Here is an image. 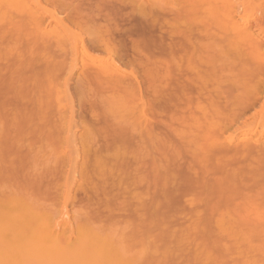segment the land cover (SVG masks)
Listing matches in <instances>:
<instances>
[{
	"label": "bare ground",
	"instance_id": "6f19581e",
	"mask_svg": "<svg viewBox=\"0 0 264 264\" xmlns=\"http://www.w3.org/2000/svg\"><path fill=\"white\" fill-rule=\"evenodd\" d=\"M111 7H118L119 13L122 12L120 10H129L132 22L142 28L148 27L146 32H141L140 40H133L132 37V42L139 40L135 48L132 46L139 56L138 65H134L139 67V73H127L129 71L126 72L119 65L121 61H117L120 67L114 61L116 56L120 58V51L118 55L115 53L120 46L111 43L118 38H113L114 31L111 34V30L117 29L119 32L120 29L115 27L130 14L129 11H126V15L123 12V17L121 13V16L116 15L115 10L116 13H113L116 16L112 17L110 11L113 9L109 11ZM53 24L60 29H54L56 33L51 30V34L49 29ZM71 24L85 31L87 27L91 28L89 31L99 27L98 32L101 29L102 34L97 32L100 35L96 40L97 36L93 35L96 31H92L91 37L95 38L91 40L92 43H95L94 40L97 41L96 45L98 42L100 45L104 43L111 52L104 50L108 56L115 53L112 55L114 59L110 56L113 59L110 66L108 58L107 66L98 63L102 66L96 67V70L84 68L81 76L84 82L79 84L83 86L87 83L100 88L101 91L93 93V99L107 94L108 101L114 100V105L120 103L129 106L137 101L136 107L133 106L135 102L131 105L134 111H129L135 116L132 117L134 121L132 123L130 120L128 124L124 121L128 114L126 106L127 114L119 110L122 105L116 107L118 112L112 111L113 102L110 101L112 106L106 104L111 107L108 114V110L103 113L105 108L101 110L103 107L99 100L87 102L89 105L98 102L97 110L90 108L94 118L90 121H95V127L91 122L85 124L89 127H82L85 129L79 134L80 143L76 141L77 138L74 139L76 128L73 130V127H77V124L73 123L77 120H74L72 109L68 110L71 107H67L66 111L62 109L65 108V101L66 106L74 101L72 95L75 94L70 95L68 83L65 86L62 84L66 90L58 84L64 75H70L67 78L69 82L71 76L75 75L77 52L84 57L89 54V49L87 51L84 47L80 46L79 49V45L76 46L78 41H82L80 31L78 35L68 32ZM156 29L162 34L159 38L161 42H157V47L156 39L152 40L155 41L154 47L150 41L149 48L145 38ZM125 30L128 32L129 29ZM119 33L123 34V31ZM8 39L11 43L15 40V44L5 45ZM69 43H76L72 47L76 55L70 53L73 51L68 47ZM96 45L93 47L96 48ZM104 45L98 47L103 49ZM67 48L70 52L65 51ZM54 50L60 51L55 52L59 56L60 53L68 55L69 52L70 57L64 56V61L62 54L57 60L58 55L53 54ZM68 58L70 63L67 62ZM41 71L46 72H43V75L47 74L46 77L42 75L46 80L42 77L41 81L40 78L38 80L39 75L36 77L38 81L33 82L32 78L39 72L42 74ZM55 78H59L58 83ZM88 87L83 88L86 90ZM76 93L78 95L79 90ZM109 94L113 95L112 98ZM0 99L3 108L0 114V216H6L9 221L8 218L16 220L14 224L19 220L22 222L15 229L8 228L6 223L2 227L5 229L7 226L8 230L5 231L13 232L15 244H21L17 246L28 247L27 254L35 257L32 259L37 264H139L136 260L135 263L134 260L128 262V259H124L126 256L116 249L114 254L109 253L108 248L113 249L127 241L143 251L149 246V261H145L148 264H164L172 252L176 257L173 259L170 256L174 264H264V0H0ZM116 101H124L125 104ZM53 103L58 104L57 110ZM62 103L64 106L61 107ZM159 105L164 111L167 110L165 107L172 109L171 120L167 116L170 110L169 113L166 111L165 117L170 120L168 123L164 122L167 119L161 118L162 110H159V115ZM82 118L86 120L85 116ZM161 123H165L167 128ZM159 126L170 135H164ZM45 138L47 141L41 140ZM92 142L94 148L90 145ZM79 144L81 148H78ZM70 152L77 155L73 156V160L69 159L72 155ZM48 155L49 158L58 155L63 159L54 157L58 163L47 166L46 159L49 158L46 157L44 163L40 162L46 167L36 163ZM81 157L84 160L82 166L77 163ZM89 162L95 163L94 169ZM33 163L40 167L32 168V171L27 169H31L29 164ZM65 165L72 168L73 175L77 174V166H81L78 174L81 173L80 177L85 182L80 180L83 184L89 183V186L84 188L80 184L78 189L84 192L87 201L95 203L98 200L93 209L98 216L103 211V220L104 214L114 217L146 216L147 219H142L145 223H138L142 228L151 217L150 224L147 222L145 227H152L154 231L143 227L149 231L145 232L134 224L131 229L135 231L130 230L133 232L130 234L124 228L125 234L130 235L121 234L117 237L121 242L116 238L114 242L119 244L114 245L112 238L96 237L98 234L91 229H80L78 236L81 247L73 250L71 239L60 229V219L62 221L63 216L68 215L64 210H67L69 202L74 201L71 187H74L73 181L76 179L70 171L67 172L74 180L69 179L65 170V175H61ZM58 174L62 176L61 181L69 179L70 182H67L70 185L66 182L62 184L65 179L61 182ZM55 178H59L61 183H56ZM53 199L63 201L61 203L64 205L61 216L51 217V220L48 218L49 202ZM113 203H116L115 207ZM179 203H184V206L178 214L173 209L174 204ZM177 207L178 210L181 208ZM174 215H180L182 219V216H189L185 230L181 228V232L173 233L174 229H168L170 235L177 237L169 239L177 240L178 248H186L183 249L187 253L185 258V252L180 253L179 249L177 252L176 248H173L176 254L165 247L163 250H166L160 253L161 241L171 243L172 246L168 248H172L176 242L168 238L160 240L162 237L155 239L157 234L158 237L164 234L158 233V229L163 232L162 229L169 224L163 216ZM153 216H156V221L157 216H162L163 221L162 218L159 220L162 224L167 222V226L156 222L161 229L156 224L155 229ZM135 217L133 221L136 222ZM179 218L174 219L180 222ZM170 219V222H174L173 218ZM130 225L126 228L129 229ZM168 227L172 229V225ZM214 229L218 239L216 242L212 239L213 243H210L206 238L215 233ZM149 239H152V244L148 242ZM158 240L160 245L157 244ZM99 244L103 248L98 247ZM158 246L161 247L158 249ZM181 254L184 258L182 263V259H179Z\"/></svg>",
	"mask_w": 264,
	"mask_h": 264
},
{
	"label": "rangeland",
	"instance_id": "374dc122",
	"mask_svg": "<svg viewBox=\"0 0 264 264\" xmlns=\"http://www.w3.org/2000/svg\"><path fill=\"white\" fill-rule=\"evenodd\" d=\"M43 5L47 6V3L45 4V3L43 2ZM49 7H51V6H49ZM113 7H114V6H113ZM52 8H53V6H52ZM115 8H116V7H115ZM115 8L113 9V8L111 7V9H109V11L113 9L112 11H110L112 17L115 15L116 12H117L116 15H118V14H120V13H121L122 15H124V14L126 15L127 12L129 11V10H126V9H125L127 12H126V11H123V10H120V11H122V12L119 13V8H118V7H117V9H115ZM115 10H116V12H115ZM117 10H118V11H117ZM113 11H114L115 13H113ZM123 12H124V14H123ZM128 13L130 14V16H129V15H126L127 17H125V15H124L123 17H125L126 20L124 19V21L122 22V24H121V21H120V22H119L120 24H118L116 27L114 26L115 28L118 27V28L120 29L119 32L123 31V34H122V33H119V32L117 31V29H113V27H112L113 25L110 26V28L113 29V30L110 29V30H111V34H112V31H114L113 34H112V35H113V38H114V36H115V37H118V38L116 39V41H113V40H114V39H113V40L111 41V43H114L113 45H116V47H117V46H120V47H118V48H116V49H120V48H121V49L118 50V51L115 49V53H117V52L120 51V58H122V59H121V60H120V58L118 59V58H117L118 56H116V58H115V56H112V55H114L115 53L112 54V55H111V54H109V55L112 56L111 58H113V59L115 58L114 61H115V63H117V65H118V62L121 61L122 63L120 62L119 65L123 68V70L126 69V72L129 71V72H127V73H131L132 71H133V72L135 71V73H139V70H138L139 67H138V68L135 67V66L138 65L137 62L139 61V58H138L139 56H137L138 53L136 54V51H134L133 48H135L134 46H136V45H137V42L140 40L139 38L142 36V35H141V32H142V33L146 32L145 29H148V27H147V28L139 27L135 22H132V21H131V19H132L133 17H132V15H131L130 11H129ZM121 14H120V16H121ZM116 15H115V16H116ZM115 16H114V17H115ZM128 16H129V18H128ZM133 16H134V15H133ZM63 17H65V16H63ZM131 17H132V18H131ZM130 18H131V19H130ZM129 19H130L129 22H130L131 24L127 21V20H129ZM126 21H127L128 23H127ZM123 23H124V24H123ZM132 24H134V25H132ZM135 24H136V26H135ZM69 25H70V24H69ZM71 25H72V24H71ZM123 25H124V26H123ZM129 25H130V26H129ZM92 26H93V25H91V27H92ZM120 26H121V27H120ZM128 26H129V27H128ZM71 27H72V28H71ZM74 27H75V28H74ZM78 27H79V26H78ZM78 27H77L76 25L73 24L72 26L69 27V29H71V30L68 31V32H71V31H72V32H74V33L77 34V32L79 33V31H80L79 38H80L82 41H78L79 39L76 38V39H78V40H75V41H76V42L78 41L80 44H79L78 42H77V44H76V43H75V44H76V46L79 45L78 48L81 46L80 48L84 47V49H86L87 51H88V49H89V51H88L89 54H88L86 57H84V55H82V54H80L79 52H77V55H78V56H77L78 58L76 57V59H77V63H78V64H77V67H76L77 69H75V71H74L75 75L73 74V76H71V78H70V82L67 81V78H69L70 75H69V76L64 75L63 78H64L65 80L59 76V78H61V79H59V78H57V79H59V80L61 81V82H60V81L58 80L60 83H58V82H57V79L55 78V79H56L55 82L58 83V84H60V85L63 84V85L65 86V85L68 83L67 86H68V88L70 87V88H69V93H70V95H72L73 93L75 94V95H72L74 101L71 99V101H73V102L70 103V104H72V106H71L70 104H69L70 106H69V105L66 106L67 102L65 101V108H62V109L65 110V109H67V107H71L70 109L68 108V110H71V109H72V111H74V112L76 111L75 113L71 111V113H73L74 116H75L74 120H77V121H74V123H73V125H74V124H77V127H73V130H74V128H76V129H75L76 133H74L75 131L73 132V130H72V132H73L74 135H75V136H74V139L77 138V139H76L77 142H79V141H78V139H79V134L81 135V134L83 133V130L85 129V128H82V127H86V128L89 127L88 125H85V124H89V122L92 123V121H90V120H93V119H94V118H92V116H91V112H92L94 109L97 110V109H96V104L98 103L97 101L99 100V104H100L101 108L103 107V108L101 109V108L99 107V104H98V107H97V108H99V111H100V109L103 110V109L105 108V109L103 110L104 112H103V111H102V112L105 113V110H108V111H107L108 114H109V112H110V108H111V107L108 106V105L106 106V104H110V105H111L112 102L114 101V100H110V101H112V102L110 103V101H108V99H107V98L109 97V96L107 97V94L104 95V96H106V97L104 98V100H105L106 103H104V100H103V97H104V96L101 97L102 99H101V98H100V99H98V98H97V99H96V98L93 99V97L95 96V95H94V94H95L94 92H97V90H98V91H101V90H99L100 88H98V86L96 87V85L89 86L86 82H85L86 84H83V86H82V84H79V83H83V82H84V81H83V78H82V77H83V76H82V74H83L82 72H85V71H84V68H85V70H87L86 67H87L88 69H90V70H92V69H93V70H96L95 68L97 67V69H98V66H99V68H101V67H100V66H102L101 64H103V66H107L108 63H109L108 66H110V65H111L110 63L113 62V59L111 60V59H110V56H108V52H109V53H111V52L108 51V49L106 48V46L104 45V43H102V44L105 46V47L102 46V48L104 47L103 49H100V48H101L100 46L102 45V44L100 45V42H98V44L96 45V43H97L96 40H97L98 36H99L100 34H102V33H100V30H101V29H100L99 32H98L99 27H98V29L95 28L94 30H92L93 32L96 31V32H94V34H93L92 31H89V28H90V27H87L88 29L85 28L87 31H85L84 28L82 29V28H80V27H79V29H78ZM94 27H96V26H94ZM94 27H93V28H94ZM57 28H58V30L60 29L59 27H57ZM57 28H56V25H54V24L50 27V29H49V27H48V29H49L50 32H51V30H53V31H55V33H56ZM122 28H123V29H122ZM131 28H132V29H131ZM138 28H139V29H138ZM54 29H56V30H54ZM80 29H82V32H81ZM96 29H97V30H96ZM125 29H129L128 32H127V30H125ZM143 29H144V31H143ZM90 30H91V28H90ZM102 30H103V29H102ZM47 31H48V30H47ZM83 31H85V32L83 33ZM104 31H105V29H104ZM104 31H102V32H104ZM116 31L119 33V35H117L118 33H116ZM147 31H148V30H147ZM157 31H158V29L155 30V32H154V33H156L155 35H154V33H152V34H149V37L147 36V37L145 38V39H146V43L148 44L147 46H148L149 48H150V46H149V42H150V41L156 39V44H157V42L159 43V40H160L159 38L162 36V34H161L159 31H158V32H157ZM90 32H91V33H90ZM97 32L100 33V34L98 35ZM149 32H150V31H149ZM88 33H90V34H88ZM95 33H96V34H95ZM115 33H116V34H115ZM131 33H132V34H131ZM147 33H148V32H147ZM51 34H52V32H51ZM53 34H54V32H53ZM83 34H84V36H83ZM86 34H88V35H86ZM91 34H93V35H95V36L98 35L97 37H95L96 40H94V41H95L94 44L97 46L96 48L93 47V46H95V45L92 43L91 40H93V39H95V38L91 37V36H93V35H91ZM139 34H140V36H139ZM77 35H78V34H77ZM77 35H76V36H77ZM85 35H86V36H85ZM89 35H90V36H89ZM116 35H117V36H116ZM137 35H138V36H137ZM156 35H157V37H156ZM87 36L89 37L88 39H87ZM158 36H159V37H158ZM11 37H12V36H10V38H11ZM83 37H84V38H83ZM132 37H133V40H134V39H139V40H136L135 42H132ZM138 37H139V38H138ZM154 37H155V38H154ZM91 38H92V39H91ZM124 38H125V39H124ZM130 38H131V40H130ZM11 39H12V38H11ZM83 39H84V40H83ZM110 39H112V38H110ZM118 39H120V40H118ZM147 39H148V40H147ZM12 40H13V39H12ZM88 40H89V42H88ZM124 40H125L126 42H125ZM14 41H15V40H14ZM14 41L11 43V40L9 41V39H8L7 41L4 42V44H5V45H7V44H8V45H14V44H15ZM75 41H74V42H75ZM98 41H99V39H98ZM117 41H118V43H117ZM119 41H120V42H119ZM71 42H72V41H71ZM71 42H70V43H71ZM74 42H73V43H74ZM81 42H82V43H81ZM83 42L86 43V44H84ZM123 42H124V43H123ZM129 42H130V43H129ZM154 42H155V41L150 42V45L152 46V48L154 47V46H153V45L155 44ZM160 42H161V40H160ZM70 43H69V44H70ZM133 43H134L135 45H133ZM151 43H152V44H151ZM69 44H68V45H69ZM71 44H72V43H71ZM71 44H70V45H71ZM75 44H73L74 46H73V45H71V46L69 45L68 47L71 48V50H72V49H73L72 47H75ZM81 44H82V45H81ZM92 44H93V45H92ZM120 44H121V45H120ZM156 44H155V46L158 47L159 44H157V45H156ZM84 45H85V46H84ZM86 45H87V46H86ZM88 45H89V46H88ZM98 45H99L100 48L98 47ZM122 45H123V46H122ZM132 46H133V48H132ZM147 46H146V49H148ZM85 47H86V48H85ZM90 47H91V48H90ZM114 47H115V46H114ZM123 47H124V48H123ZM125 47H126V48H125ZM130 47H131V48H130ZM80 48H79V49H80ZM129 48H130V49H129ZM132 49H133V50H132ZM68 50H69V52H70V49H68V48H67V50H65V51H68ZM90 50H91V51H90ZM104 50H106V51H108V52L105 51L106 53H104ZM57 51H58V50H57ZM57 51L54 50V53H53V54H55V52L57 53ZM72 51H73V50H72ZM102 51H103V52H102ZM58 52H60V51H58ZM69 52H68V55L62 53V54H64L63 56H62V54L60 53V55L63 57L62 59H63L64 61H65L64 56H66V57H67V56L70 57V56H69ZM91 52H92V53H91ZM127 52H128V54H127ZM133 52H135L134 54H136V55H134ZM70 53H71V54H75L76 51H75V52L73 51V52H70ZM118 54H119V53H117L116 55H118ZM121 54H122V55H121ZM55 55H58V57H57V56H56V57H57V60H59L58 58L61 57V56H59V54H55ZM55 55H54V56H55ZM75 55H76V54H75ZM107 56H108V57H107ZM131 56H132V57H131ZM133 56H134V57H133ZM128 57H129V58H128ZM108 58H109L110 60H109ZM134 58H135V59H134ZM55 59H56V58H55ZM68 59H69V60H68ZM68 59H67V62L70 63V62H71V61H70V58H68ZM57 60H56V61H57ZM60 60H61V58H60ZM63 60H62V61H63ZM103 60H104V61H103ZM107 60H109V61H111V62H108ZM134 60H135V61H134ZM101 61H102V62H101ZM117 61H118V62H117ZM132 61H133L134 63H133ZM105 62H106V63L108 62V63L106 64ZM123 62H124V63H123ZM65 63H66V62H65ZM68 63H66V64H68ZM89 63H90L91 65H90ZM98 63H101V64L99 65ZM104 63H105V64H104ZM129 63H130V64H129ZM135 64H136V65H135ZM41 65H42V64H41ZM69 65H71V64H69ZM69 65H68V67H69ZM119 65H118V66H119ZM123 65H124V66H123ZM134 65H135V66H134ZM43 66H44V65H43ZM120 66H119V67H120ZM79 67H80V68H79ZM89 67H90V68H89ZM91 67H92V69H91ZM132 67H133V68H132ZM134 67H135V68H134ZM122 68H121V69H122ZM130 68H131V71H130ZM128 69H129V70H128ZM133 69H134V70H133ZM135 69H136V70H135ZM123 70H122V71H123ZM120 71H121V70H120ZM122 71H121V72H122ZM137 71H138V72H137ZM43 72H44V71H43ZM43 72L41 71L42 74H40V72L37 73L38 75L36 74V75L33 77L34 79L32 78V81H33V80H36V77H38L39 75H40V76L38 77V80H39V78H40V81H41L42 78H43V80H44V79L46 80L45 77H46L47 74L43 75ZM126 72H125V73H126ZM44 73H46V72H44ZM125 73H124V71H123L122 74H124V75L126 76L127 73H126V74H125ZM63 74H64V73H63ZM65 74H69V73H66V72H65ZM42 75L45 76V77H43ZM59 75H60V74H59ZM79 75H80V76H79ZM129 75H130V74H128V77H131V76H129ZM61 76H62V75H61ZM65 76H66V77H65ZM81 76H82V77H81ZM41 77H42V78H41ZM80 77H81V78H80ZM72 79H73V80H72ZM80 79H82V80H80ZM38 80H36V81H38ZM45 80H44V81H45ZM62 80H63V81H62ZM36 81H35V82H36ZM64 81H65V83H64ZM33 82H34V81H33ZM46 82H47V81H46ZM62 82H63V83H62ZM58 84H57V85H58ZM63 85L61 86L62 88L64 87ZM78 85H79V86H78ZM81 86H82V88H79V87H81ZM85 86H86V87L89 86V87L85 90V88H83V87H85ZM94 86H95V87H94ZM59 87H60V86H59ZM61 87H60V88H61ZM90 87H91L92 89H91ZM62 88H61V89H62ZM64 88H65V90H66V87H64ZM64 88H63V89H64ZM68 88H67V89H68ZM78 88H79V89H78ZM93 88H94V89H93ZM63 89H62V90H63ZM70 89H71V91H70ZM76 89H77V90H76ZM83 89H84L86 92H87V90H88V91H89L88 93H89L90 95H88V93L86 94V92H85ZM89 89H90V90H89ZM78 90H79V94H81L82 97H81L79 94L76 95V94H77L76 92H78ZM94 90H95V91H94ZM72 91H73V92H72ZM83 91L85 92V93H83V94L85 95L84 98H83V94H82ZM90 92H91L92 94H91ZM93 93H94V94H93ZM86 95H87V96H86ZM109 95H110V97L112 98L113 95H111V94H109ZM5 96H6V95H5ZM70 97H71V96H70ZM72 97H71V98H72ZM85 97H86L87 99H86ZM88 97H89V99H88ZM91 97H92V99H91ZM81 98H83V99H81ZM80 99H81V100H80ZM84 99H86L87 101H86V100L84 101ZM109 99H110V98H109ZM1 100H2V99H0V114H2V113H1V110L3 109V108L1 109V107H2V105H1V103H2ZM82 100H83V102H84L83 104H81V103H82ZM90 100H92V102H93L94 100H97V101H96L97 103L94 102L95 104L93 103V105H92V104L89 105L90 103H92ZM102 100H103V101H102ZM68 101L70 102V100H68ZM89 101H90V103L88 104L87 102H89ZM63 102H64V101H63ZM100 102H101V103H100ZM116 102H118V103H119V102H122V103H123L124 101H116ZM134 102H135V104H134ZM134 102H132V104H134L133 106L136 107V104H137L136 102H137V101H134ZM127 103H128V102H127ZM53 104H54V103H53ZM56 104H57V103H56ZM86 104H88L90 107H89L88 105L86 106ZM114 104H115V103L113 102V106H114L115 109H114L113 106L111 105V106H112V108H111L112 111H117L118 108H117V110H116V107H117L118 105H119V106L122 105V104H120V103L117 104V105H114ZM124 104H125V102H124ZM129 104H130V103H129ZM132 104H131V105H132ZM54 105H55V104H54ZM57 105H58V104H57ZM57 105H55V107H56ZM62 105L64 106L63 103L60 104L61 107H62ZM131 105H129V106L125 105L126 108H128V110H127L126 108H124V107H125L124 105L120 106L121 109H119V110H120L121 112H123V113H126V110H127V113L129 114V111H130V113H131L132 111H134L133 109H131V108H132ZM60 106H59V107H60ZM74 106H75V108H74ZM85 106H86V107H85ZM93 106H94V107H93ZM119 106H118V107H119ZM130 106H131V107H130ZM57 107H58V106H57ZM57 107H56V110H57ZM120 107H119V108H120ZM164 107H165V106H164ZM53 108H54V106H53ZM73 108H74L75 110H73ZM76 108H77V109H76ZM90 108L93 109V110H91ZM157 108H158L157 110H158V112H159V115H161V114H160V111H161V110H162V112L165 113V114L163 113V116L161 115V118H162L163 120H164V119H167V117H165V116H166L167 113L170 112L171 114L169 113V115H167V116H169L168 118L170 119V115H172V112H173L172 109L170 110L169 108L165 107V110L167 109V110H166L167 113H166V111H164V108L162 107V108H163V109H162L160 105L157 106ZM113 109H114V110H113ZM124 109H125V110H124ZM130 109H131L132 111H131ZM168 109H169L170 111H169ZM64 110H63V111H64ZM123 110H124V111H123ZM159 110H160V111H159ZM2 111H3V110H2ZM65 111H66V110H65ZM168 111H169V112H168ZM171 111H172V112H171ZM107 112H106V113H107ZM117 112H118V111H117ZM117 112H116V113H117ZM83 113H84V114H83ZM114 113H115V112H114ZM127 113H126V114H127ZM76 114H77V115H76ZM110 114H113V112H111ZM128 114L126 115L128 121H127V119H126V117H125V119H124L125 123H126V124H128V122L130 123V122H131L130 120H132V123H133L134 119H133L132 117H133L134 115H132V114H129V115H128ZM83 116H85L86 120L82 118ZM128 116H129V117H128ZM90 117H91V118H90ZM109 117H110V116H109ZM109 117H108V119H109ZM134 117H135V116H134ZM110 118H111V117H110ZM131 118H132V119H131ZM159 118H160V117H159ZM82 120H84L85 122L82 123ZM170 120H171V119H170ZM170 120L167 119V120H164V122H165V123H168V121H170ZM86 121H87L88 123H87ZM135 121H136V119H135ZM166 121H167V122H166ZM94 122H95V121H94ZM94 122H93L92 124H91V123H90V124L94 126ZM165 123H164V124H165ZM164 124L161 123L162 126H163ZM84 125H85V126H84ZM91 125H90V126H91ZM159 125H160V124H159ZM175 125H177V124H175ZM75 126H76V125H75ZM91 127H92V126H91ZM94 127H95V126H94ZM175 127H176V126H174L173 130L175 129ZM177 127L179 128V126H177ZM78 128H80V129H78ZM159 128H161L160 131H161V132L163 131V132H162L163 134H164V132H165L164 135H170L169 132H168V134H166V133H167V132H166L167 130L164 129V128H167L166 125H164V128H163V129H162L161 126H159ZM178 128H177V129H178ZM168 131H169V130H168ZM171 132H172V130L170 131V133H171ZM185 133H186V132H185ZM77 134H78V135H77ZM186 134H187V135H190L189 132L186 133ZM63 135H64V134H63ZM76 135H77V136H76ZM61 137H62V136H61ZM63 137H64V136H63ZM41 140H44V141H45L46 138H45V139H41ZM100 140H101V139H100ZM46 141H47V140H46ZM262 141H264V140H262ZM262 141H261V142H262ZM39 142H40V141H39ZM77 142H76V143H77ZM79 143H80V142H79ZM93 144H94V143L92 142V144H90V145L93 146ZM77 145H78V144H77ZM80 145H81V144H79L78 148H79V147L81 148ZM94 147H95V146H93V148H94ZM76 148H77V147H76ZM72 152H75V151H72ZM72 152H70V153L72 154V155L70 156V158H69L68 156H67V157H68L69 159L72 158V160H73V159H74L73 156L76 155V154L73 155ZM66 155H67V154H66ZM68 155H70V154H68ZM76 156H77V155H76ZM43 157H44V156H43ZM43 157H42V158H43ZM46 157L49 158V155H48V156H45V157L43 158V160H42V158H40L41 160H39V162L37 161L36 163H37V164L39 163L40 166H41V165L44 163L43 161H45ZM51 157H52V158H54V157L58 158V155H56V156L54 155V157L51 155L49 159H46V160L50 161V162L47 161V166H49L50 163H51V165H54V164H52V163H55V164L58 163V162H56V160H58V159L60 158V157H59L58 159H55V158H54L55 160L53 159V160H54V162H53V160H52ZM67 157H66V159H67ZM64 158H65V156H64ZM90 158L92 159V156H91ZM93 158H95V157L93 156ZM159 158H160V157H158V159H159ZM62 159H63V158H60V160H62ZM69 159H68V160H69ZM82 159H83V158L81 157V159H78L79 162H77L78 164L80 163L81 166H82L83 161H84V160H82ZM93 160H94V159H92V161H93ZM41 161L43 162L42 164L40 163ZM81 161H82V163H81ZM89 161H90L91 163L95 162V161L92 162L91 160H89ZM90 162H89V164H90ZM36 163H35V164L33 163L34 165H33V164H31V165L29 164V166H31V169H30V167H27V169H29V170H31V171L33 170L32 168H35V169L37 168V169H38V167H40V166L37 165ZM45 163H46V162H45ZM48 163H49V164H48ZM67 164H68V163H67ZM32 165H33V166H32ZM44 165H45V167H46V164H44ZM44 165H42L41 167H44ZM93 165H95V163H94V164H90L89 166H92V167H93ZM65 166H66V167H65ZM65 166H64V167H65L64 169L62 168L63 171H62V174H61V175H62V176H63V174L65 175V173H64V170H65L67 176H69V173L72 172V176L75 175V176H76V177H75L76 179L74 180V177H72L71 175L69 176L70 178L68 177L70 180H72V178H73V180H74V181H73L74 185L71 184V185H73L74 187H71V186H70V187L73 189V196H74L73 198H74V201H71V202L68 203V208H67L68 211H67V210H64V212L66 211V212L68 213V215H66L65 217L63 216V219H64V220L61 221V219H60V224L63 225V226L60 225V229L64 231V233L66 234V237H67V238H70V239H71V246H72V249H73V250H77L79 247H81V243H80L79 236H78V231H79L80 229L83 230V231H86V230L91 229L93 232H95L96 234H98V235H96V237H103V238H104V237H109L110 239H111V238L113 239V242H114V240H115V242H116V238H117L118 236L120 237L121 234H122L121 236H123V233H124V235H127V236H128V235H130L131 233H133L135 230L132 228V229H133V232H131V231H132L131 227H132L134 224H135V225L137 224L136 226H138V227L140 226V227H139V229H140V228H141V225H139V224H140V223H141V224L145 223L144 220H142V219H143L144 217L146 218V216H143V218H141L142 216H141V217L138 216V217L141 218V220H140V218H138L137 216H136V217H137L138 219H136V217L134 216V217H135V220H137V221L135 222V221H133V220H134V219H133L134 217H132L131 215H130V217H129V215H128V216H127V215H126V216H120V217H121V220H119L120 217H118V216H119L118 214H116V216L118 215L117 217H114V215L109 216V215H107V214H104V215H106V216H105V219L103 220V217H104V216H102V215H103V213H102L103 211L101 212V216H100V215L98 216V214H96V213L94 212L95 209H93V205H95V203H96L98 200H96L95 203L92 202V201H87L88 198L86 199V196H85L84 192H83L82 190L78 189V188H79L78 186H79L80 184H81V186L83 185L82 187L85 186L84 188H86L87 186H89V183H87V182H86V183H87L88 185H84V184H86V183L83 184V181H84V180L81 178V177H82V176L80 175L81 173L78 174V171L80 172L81 166H80V167H79V165L77 166V168H78V169L76 168V170H77L76 173H77V174L74 173V175H73V170H72V168L70 169V168H69V165H65ZM61 167H62V166H61ZM94 167H95V166H94ZM94 167H93L92 169H94ZM68 168H69V169H68ZM79 168H80V169H79ZM90 168H91V167H90ZM35 169H34V170H35ZM39 169H40V168H39ZM92 169H91V170H92ZM71 170H72V171H71ZM67 171H70V172L68 173ZM70 174H71V173H70ZM61 175H60V176H61ZM57 176L60 178V181H61L62 176L60 177L59 174H58ZM57 176H56V177H57ZM80 176H81V177H80ZM59 178H58V179H59ZM55 179H56V178H55ZM58 179H56V180H57L56 183H57V182H58V183L60 182V181H58ZM64 179H65V178H64ZM64 179H62V181H63ZM69 179H68V180L65 179L64 182H63L62 184H65V182H66V183L70 182ZM80 179L83 180V181H81ZM62 181H61V182H62ZM67 181H68V182H67ZM61 182H60V183H61ZM84 182H85V181H84ZM71 183H72V182H71ZM62 184H61V185H62ZM68 184H69V183H68ZM69 185H70V184H69ZM33 190H35V189H33ZM35 191H36V190H35ZM74 191H75V192H74ZM80 194H81V195H80ZM59 196L61 197V195H59ZM58 199H59V197H58ZM58 199H57V200H58ZM61 199L63 200V198H61ZM51 200H52V199H51ZM51 200H50V201H51ZM77 200H78V201H77ZM48 201H49V200H48ZM53 201H54V199H53ZM53 201H52L51 203L49 202L50 206H49V204H45V206L48 205V206L50 207V210H49V207L47 206L48 210L50 211L49 216H48L49 219H51V217H54V218H55V216H58V217L61 216L62 209H63V208H62V207H63L62 205H64V203H61V202H63L64 200H63V201L60 200V202H59V200H58V201H54V202H53ZM74 202H75V203H74ZM88 202H90V203L88 204ZM46 203H47V202H46ZM54 203H56L57 206H56V205L54 206ZM59 203H60V204H59ZM92 203H93V204H92ZM132 203H133V202H132ZM69 204H70V205H69ZM113 204H114L113 207H115V204H116V203H113ZM134 204H135V203H134ZM179 204H181V206H180ZM179 204H174V205H175V208H174V207H173V208H174L175 210L173 209V211H177V213H178V211H181L182 206H184V203H179ZM182 204H183V205H182ZM51 205H52V206H51ZM81 205H83V206H81ZM117 205H118V204H117ZM132 205H133V204H132ZM135 205H136V204H135ZM135 205H133V207H134ZM177 205L179 206V208L181 207L179 210L177 209V208H178ZM52 207H53V208H52ZM176 207H177V208H176ZM83 208H84V209H83ZM102 208H103V207H102ZM134 208H135V207H134ZM88 209H90V210H88ZM91 209H92V210H91ZM86 210H88L87 213H86ZM133 210H134V209H133ZM100 211H101V210H100ZM89 212H90V213H89ZM93 212H94L95 214H94ZM105 213H106V212H105ZM174 213H175V212H174ZM179 213H180V212H179ZM179 213H178V214H179ZM88 214H89V215H88ZM91 214H92V215H91ZM93 214H94V216H93ZM99 214H100V212H99ZM175 214H176V213H175ZM178 214H177V215H178ZM86 215H87V216H86ZM95 215H97V216H95ZM108 216H109L110 218H109ZM5 217H6V216H0V264H28V263H30V262H31L30 264H33V263H36V264H37L36 260H35V259H32V258H35V257H30L29 253L27 254V252H28V249H27V248H28V247H27V248H23L22 246H17V245H21V244H19V243H17V245L15 244V241H14L13 238H12V233H13V232H6V231H5L6 229L8 230V228H10V227H13V228L15 229V227H17L18 224L22 223L21 220L17 221V223L14 224L16 220H13L12 218H8V219H10V221H12V222L14 221V222L12 223V222H10L9 220H7ZM7 217H9V216H7ZM10 217H11V216H10ZM20 217H21V216H20ZM20 217L18 216V218H20ZM106 217H108L109 220H108V218L106 219ZM122 217H123V218H122ZM128 217H129V218H128ZM155 217H156V216H155ZM155 217L153 216L152 219H154ZM157 217H158V219H157L158 221H156V220L154 219V220H153V221H154V222H153V223H154L153 225L155 226L156 222L161 223V220H159V219L162 218V221H163V219L165 218L164 220H166V221L168 220L169 224L171 223V225H172L171 228H172V229H170V227H168V226H171V225H169V224H168V226L165 225V224H167V222H166V223L163 222V224H164L165 226H167V227H165V226L161 223L162 226L165 227V228L167 229V231H168V229H169V230H173V229H174V230H173V233H175V232L177 233V231H178V232H181V228H184V230H185V229H186L185 224L187 225V223H189V222H188V219H189L188 217H189V216H182L183 219L181 218L180 215H179L180 218H179V217H176L175 215H174V217H173V216H163L164 218H163L162 216H157ZM166 217H168V218H166ZM169 217H170V218H173V219H174V218H175V219H176V218H179L178 220H180V219H181V220L187 219V220H186L187 222H184V221H181V220H180V222H181V223H180L179 221H176L175 219H174V222H175V223H174L173 221L170 222V220H172V219H170ZM115 218H116V219H115ZM125 218L127 219V222H125V220H126ZM145 218H144V219H145ZM150 218H151V217H150ZM150 218H148V219L150 220ZM21 219H23V217H21ZM99 219H100V220H99ZM101 219H102V220H101ZM123 219H124V220H123ZM128 219H129V220L131 219V220H130L131 222H130ZM146 219H147V218H146ZM152 219H151V220H152ZM169 219H170V220H169ZM216 219H217V216L214 217V220H216ZM17 220H18V219H17ZM51 220H52V219H51ZM115 220H116V221H115ZM117 220H119L120 222L117 221ZM149 220H147V222L150 224ZM22 221H23V220H22ZM65 221H67V222H65ZM104 221L106 222V225H105V222H104ZM113 221H114V222H113ZM138 221H139V222H138ZM142 221H143V223H142ZM145 221H146V220H145ZM159 221H160V222H159ZM19 222H20V223H19ZM42 222H43V221H42ZM42 222H41V223H42ZM128 222L131 223L129 229L126 228V226H128V225L130 224V223H128ZM147 222H146V224H148ZM182 222H183V223H182ZM214 222H215V221H213V223H214ZM5 223L8 224L9 226H8V228H7V226L5 225L6 228L4 229V227H2V226H3ZM44 223H46V222H44ZM118 223H119V225H118ZM120 223H121V224H120ZM127 223H128V224H127ZM132 223H133V224H132ZM138 223H139V224H138ZM176 223H177V226H176ZM42 224H43V223H42ZM86 224H88V225H86ZM100 224H101V225H100ZM102 224L104 225L103 227H101ZM146 224H144V225H142V226L145 227ZM174 224H175V225H174ZM179 224H180V225H179ZM183 224H184V225H183ZM115 225H116V226H115ZM153 225H152V226H153ZM159 225H160V224H159ZM181 225H183V227H182ZM156 226H158V225L156 224ZM156 226H155V229L161 227V226H158V227L156 228ZM175 226H176V227H175ZM180 226H181V227H180ZM187 226H188V225H187ZM61 227H62V228H61ZM128 227H129V226H128ZM133 227H134V226H133ZM143 227H142V228H143ZM146 227H149V226H146ZM146 227H145V229H147V230H149V228L152 229V227H149V228H146ZM124 228L126 229V231L129 230V233H130V232H131V233H130V234H128V233L125 234L126 232H124V231H125ZM135 228H136V227H135ZM142 228H141L140 230H145V229H142ZM165 228H164V229H165ZM178 228H179V229H178ZM160 229H161V228H160ZM164 229H162L163 232H161V230L158 229V233L160 232L161 234H162V233H164V234H162V236L160 235L159 237H158L159 234H157L155 239H157V238L159 239L160 237H162V238H160V240L162 239V240L165 241L166 238L169 239V238L174 237V234H173V236H172V235L169 234V231L167 232L166 229H165V230H164ZM175 229H176V230H175ZM177 229H178V230H177ZM3 230H4L5 232H4ZM130 230H131V231H130ZM147 230H145V232H146ZM152 230L154 231V228H153ZM179 230H180V231H179ZM149 231H150V230H149ZM149 231H147V232H149ZM165 231H166L168 234H167ZM182 231H183V230H182ZM214 231H215V229H214ZM142 233L144 234V232H142ZM154 233L156 234V231H155ZM165 233H166V234H165ZM182 233H184V232H182ZM182 233H181V234H182ZM179 234H180V233H179ZM212 234H213V235H208L209 237L206 238V239L208 240V242H210V243H213V240H214V239H215L214 242H216L217 239H218V235H217V232H216V231H215V233H212ZM165 235H166V236H165ZM14 236H15V235H13V237H14ZM144 236H145V235H144ZM215 236H217V237H215ZM163 237H164V239H163ZM212 237H213V238H212ZM114 238H115V239H114ZM174 238L176 239L177 237H174ZM209 238H210V239H209ZM119 239H120V238H119ZM119 239L117 238V241H118ZM146 239H147V238H146ZM172 239H173V238H172ZM175 239H174V240H175ZM212 239H213V240H212ZM150 240H151V242H152V239H149V241H148V240H147V241H148L149 243H151ZM170 240H171V239H169V241H170ZM158 241H159V240H158ZM171 241H172V240H171ZM211 241H212V242H211ZM115 242H114V245H115V244H119L118 242H121V241L119 240L117 243H115ZM127 242H129V241H127ZM127 242H126V244H129V243H127ZM161 242H162L161 244H163V245H161L162 247H161V246H158V249H159V247L162 248V249H159V250H160V253H161V251L163 250V247L167 248V250L169 249L171 252H172L173 248H176V251H177V252H178V249L181 250L180 253L185 252V250H183L185 247L182 248V246H181V248H178V245H177V244H179V243H177V242H178L177 240L172 241V242H176V243H174V246H175V245L177 246V247H174V246H173L172 248H168V247H170L169 245H171V243L168 244L169 242L167 243V241H165L166 244H164L163 241H161ZM208 242L206 241V243H208ZM123 243H124V242H123ZM123 243L121 242L119 245H117L118 247L114 246L113 249H112V248H108L109 253H113V254H114L113 251L116 249L119 253H121V255L123 254V255L126 256V258H124V256H123V258H124V259H128V262L131 261V260H132V261L134 260L133 262L135 263V260H136L139 264H143V263L146 261V259L149 261V259H148V258H149L148 255H150V254L147 252V251H148L147 249H149V248H148L149 246L147 247V249H146L145 251H143L142 248L137 249V246L134 247L135 245L133 246L132 243H130L129 245H132L133 247H130L129 245H126V244H123ZM149 243H146V244H147V245H150ZM159 243H160V241H159L157 244H159ZM206 243H205V244H206ZM151 244H152V243H151ZM24 245H26V244H24ZM24 245H23V246H24ZM144 245H145V244H144ZM159 245H160V244H159ZM164 245H165V246H164ZM167 245H168V246H167ZM206 245H207V244H206ZM208 245H211V244L208 243ZM171 246H172V245H171ZM98 247L103 248L100 244L98 245ZM150 247H151V245H150ZM144 248H145V246H144ZM151 248H152V247H151ZM185 249H186V248H185ZM164 250H166V249H164ZM164 250H163L162 252H164ZM182 250H183V251H182ZM33 251H35V250H33ZM151 251H152V249H151ZM170 251H169V254H170ZM173 251H175V249H174ZM176 251H175L174 254H176ZM149 252H150V251H149ZM32 253H33V252H32ZM96 253H98V252H96ZM147 253H148V254H147ZM150 253H151V252H150ZM160 253H159V254H160ZM172 253H173V252H172ZM172 253H171L170 256H172L173 259L176 258L175 256L172 255ZM180 253H179V254H180ZM151 254L153 255V253H151ZM183 254H184V255H183ZM183 254L179 255V256H180V257H179L180 260L182 259V255L184 256V258L186 257L185 255H187L186 252L183 253ZM111 255H112V254H111ZM170 256H168V257L170 258ZM112 257H113V255H112ZM150 257H152V256H150ZM172 257H171V258H172ZM169 258L167 259L166 262L170 261V264H171V261H172V263H173L174 260L171 259V258L169 259ZM184 258L180 261V263H182V262L184 261ZM113 260H114V259H113ZM113 260H112V261H113ZM107 261H108V262L111 261V258L108 259ZM166 262H165V263H166ZM178 262H179V260H178ZM146 263L148 264V262H145L144 264H146ZM165 263H164V264H165ZM174 263H175V262H174ZM174 263H173V264H174ZM128 264H131V262H129ZM166 264H167V263H166ZM168 264H169V262H168Z\"/></svg>",
	"mask_w": 264,
	"mask_h": 264
}]
</instances>
